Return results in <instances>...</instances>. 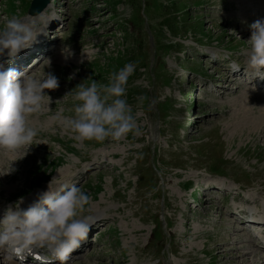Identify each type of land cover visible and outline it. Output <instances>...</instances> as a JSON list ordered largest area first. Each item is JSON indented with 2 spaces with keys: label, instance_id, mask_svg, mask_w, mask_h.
<instances>
[{
  "label": "rangeland",
  "instance_id": "obj_1",
  "mask_svg": "<svg viewBox=\"0 0 264 264\" xmlns=\"http://www.w3.org/2000/svg\"><path fill=\"white\" fill-rule=\"evenodd\" d=\"M30 1L0 0V17L29 18ZM48 10L44 22L54 18L43 25L51 43L44 70L59 86L44 90L50 109L33 117L45 129L42 142L0 176V212L23 192L74 175L85 183L90 212L109 224L90 227L88 259L77 264H258V250L241 239L246 233L229 212L264 213V90L201 56L213 48L245 65L248 24L264 17V0H51ZM126 62L136 64L126 98L140 131L77 146L54 117L62 108L69 114L73 100L64 95L89 77L106 83ZM213 80L216 91L200 87ZM15 158L0 159V171ZM205 183L227 195L205 194L192 209L187 199ZM249 250L256 260L241 257Z\"/></svg>",
  "mask_w": 264,
  "mask_h": 264
},
{
  "label": "clouds",
  "instance_id": "obj_2",
  "mask_svg": "<svg viewBox=\"0 0 264 264\" xmlns=\"http://www.w3.org/2000/svg\"><path fill=\"white\" fill-rule=\"evenodd\" d=\"M39 16L38 12L28 15L31 18L16 14L0 17V56L9 58L0 63V159L6 154L16 155L7 161V170L0 171V176L15 170L12 161L25 156L30 145L42 142L37 137L45 129L33 117L49 108L51 98L44 90L59 86L58 78L44 70L50 66L49 58L40 61L38 71H34L37 66L32 67L36 60L25 71L4 67L20 51L38 42L42 26L54 18L48 17L40 25ZM248 28L247 67L253 71L252 77H264V17ZM61 55L67 60L72 52L65 46ZM135 69V62H126L108 74L106 83L89 77L90 82L81 81L64 95L73 100L69 114L62 108L54 117L77 146L83 148L84 141H119L130 132L140 131L126 98L128 77ZM23 200L18 197L0 213V264H22L27 256L43 264H71L69 254L97 221L90 212V195L73 178L57 181L55 186L49 181L46 189L22 208Z\"/></svg>",
  "mask_w": 264,
  "mask_h": 264
},
{
  "label": "bare ground",
  "instance_id": "obj_3",
  "mask_svg": "<svg viewBox=\"0 0 264 264\" xmlns=\"http://www.w3.org/2000/svg\"><path fill=\"white\" fill-rule=\"evenodd\" d=\"M261 2V1H260ZM49 6H50V4H49ZM47 10H48V7H47V9L46 10H44L43 12H41L40 13V16H39V18H38V22H43L44 23V17H45V13H47ZM264 14V13H263ZM262 15V14H261ZM29 18H31V17H29ZM43 30H44V27L42 26V33H41V38H44V33H43ZM36 47H41V45L40 44H36L35 45V48ZM22 54H25V53H22ZM21 54V55H22ZM43 57V56H42ZM41 57V58H42ZM21 58V57H20ZM184 69H186V68H184ZM204 185H207V184H203V186ZM203 188V187H202ZM6 189H10V187H8V186H6ZM204 189V188H203ZM43 190V188L42 189H38V190H36V191H34V192H32V194L31 195H29V196H26L25 198H24V200H23V203L21 204V207L22 206H27L29 203H31L34 199H35V196H36V194L38 193V192H40V191H42ZM251 202H252V200H251ZM0 213H2V210H1V212ZM93 215H95L96 217H97V219H98V217H100V213H98V212H95V213H93ZM253 251V250H252ZM252 252L249 250L247 253H245V254H243L241 257L242 258H244V259H246L244 256H249V257H251V259L252 260H256L253 256H252ZM73 256H74V254H73ZM243 259V260H244ZM256 262V261H255ZM263 263V262H262Z\"/></svg>",
  "mask_w": 264,
  "mask_h": 264
},
{
  "label": "water",
  "instance_id": "obj_4",
  "mask_svg": "<svg viewBox=\"0 0 264 264\" xmlns=\"http://www.w3.org/2000/svg\"><path fill=\"white\" fill-rule=\"evenodd\" d=\"M50 0H31L28 7V14L35 15L42 12L48 5Z\"/></svg>",
  "mask_w": 264,
  "mask_h": 264
},
{
  "label": "trees",
  "instance_id": "obj_5",
  "mask_svg": "<svg viewBox=\"0 0 264 264\" xmlns=\"http://www.w3.org/2000/svg\"><path fill=\"white\" fill-rule=\"evenodd\" d=\"M165 21H166V20H165ZM171 46H172V44H166V45H165L166 48H170ZM215 170H216V169H215ZM215 170H214V171H215Z\"/></svg>",
  "mask_w": 264,
  "mask_h": 264
}]
</instances>
